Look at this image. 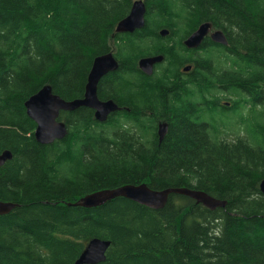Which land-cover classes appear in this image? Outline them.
I'll return each mask as SVG.
<instances>
[{"label":"trees","instance_id":"16d2710c","mask_svg":"<svg viewBox=\"0 0 264 264\" xmlns=\"http://www.w3.org/2000/svg\"><path fill=\"white\" fill-rule=\"evenodd\" d=\"M132 2L0 0V154L12 155L0 165V202L15 204L0 214V264H74L93 237L111 243L97 264H264V0H144L145 25L116 33ZM203 22L227 43L208 36L186 48ZM108 52L118 67L97 96L119 111L103 122L87 107L61 111L67 135L37 142L25 100L45 85L81 98L93 59ZM156 55L160 80L138 65ZM232 114L240 134L228 140ZM139 183L226 203L171 193L161 209L124 197L75 205Z\"/></svg>","mask_w":264,"mask_h":264},{"label":"water","instance_id":"95a60500","mask_svg":"<svg viewBox=\"0 0 264 264\" xmlns=\"http://www.w3.org/2000/svg\"><path fill=\"white\" fill-rule=\"evenodd\" d=\"M146 6L143 0H133L128 14L118 21L115 31L132 33L145 25ZM210 23L203 22L200 27L188 35L183 44L188 48H195L201 44L203 38L209 33ZM167 30L162 29L160 35L165 36ZM208 32V33H207ZM207 33V34H206ZM210 36L219 43H225V38L220 32H212ZM159 58L144 56L138 61L140 69L147 75L153 71V63ZM118 62L112 52L104 53L93 59L91 68L87 75L84 94L81 98L73 100H64L52 92L49 85L43 86L35 94L31 95L24 103L26 112L36 123L34 137L37 142L47 144L55 140L62 139L66 133L64 122L58 119L60 111H73L80 107H87L94 111V117L97 121L103 122L111 112L118 109L112 100H100L97 97V84L100 79L115 71ZM160 139L162 138L166 125L160 123ZM11 158V152L5 150L0 154V164ZM264 189V179L261 183ZM171 193H185L197 202L203 203L208 208L224 206L225 201H220L205 192L199 190H189V188H166L156 190L150 188L145 183L124 184L116 188L91 193L84 196L80 202L85 207H92L104 204L105 202L124 197L144 205L151 209H161L164 207ZM15 204L0 203V212H8ZM110 246L109 240H103L98 237L90 239L74 264H97L105 260L106 251Z\"/></svg>","mask_w":264,"mask_h":264},{"label":"bare ground","instance_id":"6f19581e","mask_svg":"<svg viewBox=\"0 0 264 264\" xmlns=\"http://www.w3.org/2000/svg\"><path fill=\"white\" fill-rule=\"evenodd\" d=\"M144 1V0H143ZM145 3V2H144ZM177 3V2H176ZM146 6V5H145ZM146 14V13H145ZM201 25V24H200ZM200 25L198 26V28L200 27ZM210 27H211V24H210ZM197 28V29H198ZM165 29V28H164ZM162 30V29H161ZM161 30L159 31V33H161ZM165 30H167V29H165ZM168 31V30H167ZM116 32V31H115ZM169 32V31H168ZM168 32H167V34L166 35H168ZM212 32H220L222 35H223V37L225 38V36H224V34L220 31V30H212V27L210 28V30H209V33L205 36V37H210L211 38V40L213 41V42H216L211 36H210V34L212 33ZM116 33H127V32H116ZM165 35V36H166ZM204 37V38H205ZM204 38H203V40H204ZM202 40V41H203ZM184 41V40H183ZM201 41V42H202ZM217 43H219V42H217ZM227 43V40H226V38H225V43H224V45ZM221 44H223V43H221ZM185 46V45H184ZM200 46V45H199ZM198 46V47H199ZM186 47V46H185ZM186 48H188V47H186ZM195 48H197V47H195ZM189 49H191V48H189ZM114 52V51H113ZM112 52V53H113ZM115 56V55H114ZM148 57H150V56H148ZM151 57H153V58H159V60H157L156 62H154L153 63V65L155 66L157 63H159V62H161L162 61V59H163V57L161 56V55H156V56H151ZM117 58V57H116ZM92 65V64H91ZM140 68V67H139ZM189 68H190V66H186L183 70L184 71H187V70H189ZM153 69H154V67H153ZM153 72V71H152ZM152 74V73H151ZM150 75V74H149ZM36 93V92H35ZM34 93V94H35ZM33 95V94H32ZM59 96V95H58ZM181 98H183L184 99V97H181ZM182 99V100H183ZM26 101V100H25ZM104 101V100H103ZM114 102V101H113ZM25 103V102H24ZM115 103V102H114ZM116 104V103H115ZM227 104H229V103H227ZM116 106H117V104H116ZM25 107V106H24ZM118 107V106H117ZM26 109V108H25ZM118 109H119V107H118ZM117 109V110H118ZM158 112V111H157ZM112 113V112H111ZM26 114H27V112H26ZM60 114V113H59ZM28 115V114H27ZM110 115V114H109ZM108 115V116H109ZM30 118V117H29ZM108 118V117H107ZM32 119V118H31ZM33 120V119H32ZM34 121V120H33ZM61 121V120H60ZM35 122V121H34ZM63 122V121H62ZM65 124V123H64ZM66 126V125H65ZM159 126V125H158ZM66 130H67V128H66ZM166 132V131H165ZM165 132H164V134H165ZM157 133H158V136H159V134H160V131H159V128H158V131H157ZM164 134H163V136H164ZM163 136H162V138H163ZM161 138V139H162ZM159 139H160V136H159ZM160 139V140H161ZM55 142V141H54ZM48 144V143H47ZM11 157H12V155H11ZM11 159V158H10ZM7 160H9V159H7ZM0 165H2V164H0ZM264 179V178H263ZM263 179L260 181V183H259V188H260V191L264 194V189L262 188V186H261V183H262V181H263ZM182 188H186V187H182ZM189 190H194V189H190L189 188ZM103 191V190H102ZM100 192V191H99ZM203 192V191H202ZM96 193V192H95ZM176 194H180V195H184V196H188V197H190L188 194H185V193H176ZM209 195V194H208ZM211 196V195H210ZM83 198V197H82ZM81 198V199H82ZM191 198V197H190ZM80 199V200H81ZM193 199V198H192ZM80 200L77 202V203H75V205H80V206H83V205H81V202H80ZM195 200V199H194ZM219 200V199H218ZM196 201V200H195ZM220 201H222V200H220ZM197 202V201H196ZM0 203H7V202H0ZM197 203H201V202H197ZM226 203V202H225ZM203 206H205L203 203H201ZM85 207V206H84ZM206 207V206H205ZM219 207V206H218ZM208 208V207H207ZM216 208V207H215ZM211 209V208H210ZM212 209H214V208H212ZM11 210V209H10ZM9 210V211H10ZM8 211V212H9ZM8 212H0V214H6V213H8ZM101 239V238H100ZM103 240H105V239H103ZM87 244V243H86ZM111 244V243H110ZM86 246V245H85ZM85 248V247H84ZM109 248V247H108ZM108 250V249H107ZM83 251V250H82ZM81 254V253H80ZM79 257V256H78ZM75 263V262H74Z\"/></svg>","mask_w":264,"mask_h":264},{"label":"rangeland","instance_id":"374dc122","mask_svg":"<svg viewBox=\"0 0 264 264\" xmlns=\"http://www.w3.org/2000/svg\"><path fill=\"white\" fill-rule=\"evenodd\" d=\"M219 61H223L224 64L227 63V59L226 58H223V59H221ZM218 90H220V89H218ZM215 95L217 96V95H219V93H216ZM233 98H235V97H233ZM217 102H218V104H222V103H228L229 101L228 100H223L222 101L221 99H219ZM236 120H237V115H233L232 114L231 115V118L229 119V122H231L232 124H234V126H233V128L231 130H228L227 129L226 130V133H224V137H226L228 140H234L235 137L237 136V133L240 132V129L238 127V125L240 124V122L238 120L237 121ZM187 203H189V202H187Z\"/></svg>","mask_w":264,"mask_h":264},{"label":"flooded vegetation","instance_id":"af4514ba","mask_svg":"<svg viewBox=\"0 0 264 264\" xmlns=\"http://www.w3.org/2000/svg\"><path fill=\"white\" fill-rule=\"evenodd\" d=\"M196 51H203V48H198ZM167 61H169V63H171L172 62V60H173V58H172V56H171V54H168L167 55ZM153 67H154V65H153ZM113 72V71H112ZM111 73V72H110ZM109 74V73H108ZM108 74H106V75H108ZM106 75H104L103 77H106ZM152 75H154V76H156L157 77V80H160L161 78H162V76H161V73L160 72H152ZM102 77V78H103ZM101 78V79H102ZM100 79V80H101ZM99 83V82H98ZM97 86H98V84H97ZM63 99V98H62ZM76 99V98H75ZM73 100V99H72ZM108 100H112V99H108ZM105 101V100H104ZM113 101V100H112ZM118 106V105H117ZM83 107V106H82ZM120 109V108H119ZM119 109L118 110H116V112L117 111H119ZM74 111V110H73ZM61 112V111H60ZM115 112V111H114ZM113 113V112H112ZM111 114V113H110ZM155 117V116H154ZM64 122V121H63ZM65 123V122H64ZM154 123H155V120H154ZM160 123H164L165 125H166V129H165V131H168V123H167V120H166V118L165 117H161L158 121H157V123H156V125H157V127H158V125L160 124ZM66 125V124H65ZM66 128H67V126H66ZM67 132H68V128H67ZM158 134V133H157ZM166 134V133H165ZM66 135H67V133H66ZM65 135V136H66ZM154 139V137L152 136V140ZM158 139H159V136H158ZM159 141H160V139H159Z\"/></svg>","mask_w":264,"mask_h":264}]
</instances>
